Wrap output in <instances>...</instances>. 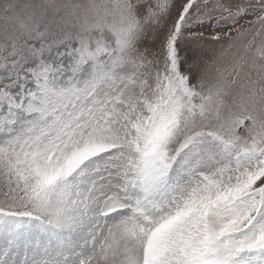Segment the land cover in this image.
<instances>
[{
	"label": "snow or ice",
	"instance_id": "1",
	"mask_svg": "<svg viewBox=\"0 0 264 264\" xmlns=\"http://www.w3.org/2000/svg\"><path fill=\"white\" fill-rule=\"evenodd\" d=\"M0 264H264V0H0Z\"/></svg>",
	"mask_w": 264,
	"mask_h": 264
}]
</instances>
